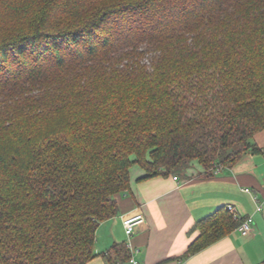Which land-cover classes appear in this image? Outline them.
Returning a JSON list of instances; mask_svg holds the SVG:
<instances>
[{
    "label": "trees",
    "instance_id": "1",
    "mask_svg": "<svg viewBox=\"0 0 264 264\" xmlns=\"http://www.w3.org/2000/svg\"><path fill=\"white\" fill-rule=\"evenodd\" d=\"M261 132L264 0H0V264H88L134 165L213 176ZM245 217L206 216L184 256Z\"/></svg>",
    "mask_w": 264,
    "mask_h": 264
},
{
    "label": "crops",
    "instance_id": "2",
    "mask_svg": "<svg viewBox=\"0 0 264 264\" xmlns=\"http://www.w3.org/2000/svg\"><path fill=\"white\" fill-rule=\"evenodd\" d=\"M249 152L230 168L205 176L195 163L186 177H153L140 181L146 172L139 165L131 169V188L117 196L120 211L103 221L97 231L96 256L88 264H110L104 256L114 245L126 244L124 220L142 214L144 222L134 227L130 238L140 264H259L264 260V209L256 210L251 188L264 199V132ZM233 205L242 217H254L253 231L243 236L238 228L204 250L185 257L198 237L193 228L217 209ZM131 252V251H130ZM129 264V262L125 263Z\"/></svg>",
    "mask_w": 264,
    "mask_h": 264
},
{
    "label": "built area",
    "instance_id": "3",
    "mask_svg": "<svg viewBox=\"0 0 264 264\" xmlns=\"http://www.w3.org/2000/svg\"><path fill=\"white\" fill-rule=\"evenodd\" d=\"M224 168L223 167H218L215 170V173H219L222 171ZM245 192L249 193L252 195L253 200L256 204V210L257 211H262L264 209V199H260L251 188H245L243 189ZM228 209L233 213L234 217L237 219H241L242 216H240L236 210V208L233 205H228ZM144 222V216L142 214L126 218L124 220V225L126 229V234L129 237V240L126 242L127 248L131 251V257L129 260V264H140L139 261L135 258L133 252V245L131 243L130 238L133 235L134 232V227L140 223ZM253 226H254V217L252 215H248L245 218L242 219L241 224L238 227V230L243 236H248L252 233L253 231ZM121 264V263H118Z\"/></svg>",
    "mask_w": 264,
    "mask_h": 264
}]
</instances>
